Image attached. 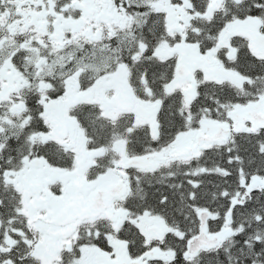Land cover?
Instances as JSON below:
<instances>
[{
  "label": "snow or ice",
  "instance_id": "snow-or-ice-1",
  "mask_svg": "<svg viewBox=\"0 0 264 264\" xmlns=\"http://www.w3.org/2000/svg\"><path fill=\"white\" fill-rule=\"evenodd\" d=\"M0 264H264V0H0Z\"/></svg>",
  "mask_w": 264,
  "mask_h": 264
}]
</instances>
